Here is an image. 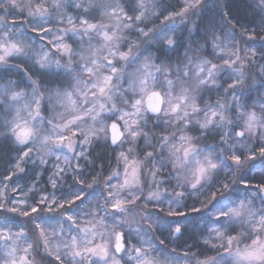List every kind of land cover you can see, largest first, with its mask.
<instances>
[{"label": "snow or ice", "instance_id": "obj_1", "mask_svg": "<svg viewBox=\"0 0 264 264\" xmlns=\"http://www.w3.org/2000/svg\"><path fill=\"white\" fill-rule=\"evenodd\" d=\"M0 264H264V0H0Z\"/></svg>", "mask_w": 264, "mask_h": 264}, {"label": "rangeland", "instance_id": "obj_2", "mask_svg": "<svg viewBox=\"0 0 264 264\" xmlns=\"http://www.w3.org/2000/svg\"><path fill=\"white\" fill-rule=\"evenodd\" d=\"M45 179H46V176H45ZM70 182V181H69Z\"/></svg>", "mask_w": 264, "mask_h": 264}, {"label": "trees", "instance_id": "obj_3", "mask_svg": "<svg viewBox=\"0 0 264 264\" xmlns=\"http://www.w3.org/2000/svg\"><path fill=\"white\" fill-rule=\"evenodd\" d=\"M243 13L241 12V15H242Z\"/></svg>", "mask_w": 264, "mask_h": 264}]
</instances>
